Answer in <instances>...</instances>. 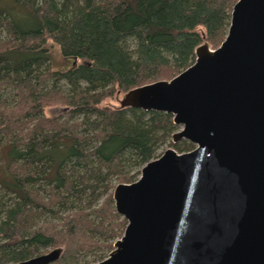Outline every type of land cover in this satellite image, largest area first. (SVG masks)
<instances>
[{
  "label": "trees",
  "instance_id": "16d2710c",
  "mask_svg": "<svg viewBox=\"0 0 264 264\" xmlns=\"http://www.w3.org/2000/svg\"><path fill=\"white\" fill-rule=\"evenodd\" d=\"M236 1L0 0V264L49 248L62 249L51 264H82L113 249L126 221L112 181L134 182L177 127L103 103L172 79L204 41L217 48ZM48 43L68 67L52 66ZM55 105L61 114L46 116Z\"/></svg>",
  "mask_w": 264,
  "mask_h": 264
},
{
  "label": "water",
  "instance_id": "95a60500",
  "mask_svg": "<svg viewBox=\"0 0 264 264\" xmlns=\"http://www.w3.org/2000/svg\"><path fill=\"white\" fill-rule=\"evenodd\" d=\"M118 108L171 115V143L193 149L168 148L113 188L126 226L94 264H264V0H237L217 48L198 45L188 68L130 89Z\"/></svg>",
  "mask_w": 264,
  "mask_h": 264
},
{
  "label": "rangeland",
  "instance_id": "374dc122",
  "mask_svg": "<svg viewBox=\"0 0 264 264\" xmlns=\"http://www.w3.org/2000/svg\"><path fill=\"white\" fill-rule=\"evenodd\" d=\"M199 32L200 33L202 32V34L205 37L204 31L202 29H200ZM204 42H206V41H204ZM47 47L49 48V51H50V54H51V58H52L51 64H52V66L54 68H56V69H62V68H66V67L69 66L70 62L66 61L65 59H63L61 57V55L59 53V50H58V48L55 45H53L51 43H48L47 44ZM210 49H214V48L210 47ZM164 80H169V79H164ZM121 95H118L117 97H113L111 99H107L103 103V105L108 106V107H111V108L118 107V101L121 98ZM61 112H62V108L60 106H57V105L50 106V107H47L45 109V114L48 117H54L56 115L58 116V115L61 114ZM178 130H179V128H176V130L174 132H176ZM170 143H171V140H169L166 143H164L161 146H159V149L157 151V155L158 156L161 155L168 148H173L174 149V147L171 145L172 143L171 144ZM116 185H117L116 181L113 180L112 181V186L115 187ZM103 199H104V197H102L97 204L100 205L102 203ZM50 222L53 223V222H57V221H50ZM52 249L53 248L47 249L45 253H48ZM45 253H42V254H45ZM108 254H109V252H107L105 250H95L93 253H87V254H85L81 258V260H82L81 262H82V264H94V263H97V262L102 261L103 259H105L108 256Z\"/></svg>",
  "mask_w": 264,
  "mask_h": 264
}]
</instances>
